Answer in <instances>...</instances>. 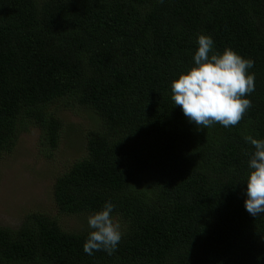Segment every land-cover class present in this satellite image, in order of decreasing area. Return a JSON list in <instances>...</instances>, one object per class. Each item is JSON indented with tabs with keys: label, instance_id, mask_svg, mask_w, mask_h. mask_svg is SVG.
Segmentation results:
<instances>
[{
	"label": "trees",
	"instance_id": "1",
	"mask_svg": "<svg viewBox=\"0 0 264 264\" xmlns=\"http://www.w3.org/2000/svg\"><path fill=\"white\" fill-rule=\"evenodd\" d=\"M199 34L254 62L235 126H196L171 99ZM58 108L98 123L54 181L57 212L90 215L111 199L123 238L88 255L89 228L31 212L0 226V264H264V214L244 208L247 137L264 138V0H0V157L35 127L49 159Z\"/></svg>",
	"mask_w": 264,
	"mask_h": 264
},
{
	"label": "clouds",
	"instance_id": "2",
	"mask_svg": "<svg viewBox=\"0 0 264 264\" xmlns=\"http://www.w3.org/2000/svg\"><path fill=\"white\" fill-rule=\"evenodd\" d=\"M197 45L194 66L171 82V99L196 126H235L251 107L250 99L244 97L254 91L255 75L248 71L254 62L231 48L222 53L213 51L210 35L199 34ZM247 142L254 150L247 162L244 208L257 217L264 214V138L249 136ZM115 208L109 199L88 216L90 231L83 245L86 254L104 251L112 255L116 251L124 233L113 217Z\"/></svg>",
	"mask_w": 264,
	"mask_h": 264
},
{
	"label": "rangeland",
	"instance_id": "3",
	"mask_svg": "<svg viewBox=\"0 0 264 264\" xmlns=\"http://www.w3.org/2000/svg\"><path fill=\"white\" fill-rule=\"evenodd\" d=\"M63 122L57 148L45 158L38 151L39 130L22 133L13 151L0 157V226L15 227L31 212L54 217L62 229L78 232L88 229V214L59 215L52 198L56 177L85 154L84 134L98 123L96 116L84 109L58 108ZM115 221L120 222L115 218Z\"/></svg>",
	"mask_w": 264,
	"mask_h": 264
}]
</instances>
